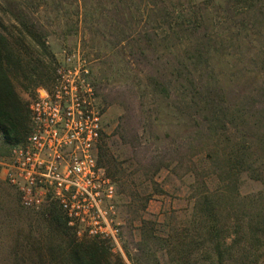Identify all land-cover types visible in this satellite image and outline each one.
I'll return each instance as SVG.
<instances>
[{"label": "rangeland", "instance_id": "rangeland-1", "mask_svg": "<svg viewBox=\"0 0 264 264\" xmlns=\"http://www.w3.org/2000/svg\"><path fill=\"white\" fill-rule=\"evenodd\" d=\"M15 1L0 0V32L12 40L22 39ZM44 1L24 15L47 32L56 67L79 55L101 112L95 154L119 233L107 243L112 263L174 264L180 237L202 235L200 196L223 223L247 218L245 204L264 200V0ZM177 14L191 25L178 28ZM21 44L48 63L29 39ZM13 84L28 103L34 89ZM204 107L228 116L213 122ZM12 149L0 136V168ZM43 213L23 209L0 175V264H50L61 241ZM145 243L150 253L139 255Z\"/></svg>", "mask_w": 264, "mask_h": 264}, {"label": "built area", "instance_id": "built-area-1", "mask_svg": "<svg viewBox=\"0 0 264 264\" xmlns=\"http://www.w3.org/2000/svg\"><path fill=\"white\" fill-rule=\"evenodd\" d=\"M89 71L79 55L66 56L54 85L37 88L28 101L30 133L13 147L0 175L20 206L41 211L55 202L79 238L117 245L118 229L109 214L113 185L98 167L101 112Z\"/></svg>", "mask_w": 264, "mask_h": 264}, {"label": "trees", "instance_id": "trees-1", "mask_svg": "<svg viewBox=\"0 0 264 264\" xmlns=\"http://www.w3.org/2000/svg\"><path fill=\"white\" fill-rule=\"evenodd\" d=\"M33 1L35 0H16V6L19 5L20 9L14 17L19 27V36L29 39L40 55L48 59V63H43L27 52V48L21 44L22 39L12 40L0 32V136L6 148L24 143L30 133L28 103L17 93L13 80L19 81L24 90L31 88L34 91L40 87L49 88L47 84L51 87L55 81L56 63L46 45L47 32L36 19L29 14L24 15V6L29 5L28 8H31ZM57 1L59 0H52ZM44 2L38 0V6L45 4ZM177 15L183 21L178 28L185 24L191 25L189 21L185 22L183 14ZM206 98L209 102L210 97ZM210 103L213 104L214 101ZM202 110L211 116L213 122L228 116L227 111L218 107H204ZM241 158L240 166L250 160L248 155ZM248 204H245L248 209L244 208L250 212L247 218L223 223L216 214L214 201L209 196L198 197L195 211L199 214L197 228L202 235L191 241L180 237L178 247L173 250L174 264H253L255 259L264 257V200ZM248 206L255 209V212L252 213ZM43 215L53 234L58 235L61 241L58 249L49 248L47 252L50 264H113L108 242L97 238L77 237L55 202L44 207ZM147 234L150 240L154 238L153 230L147 231ZM185 243H191V246ZM170 246L168 243L169 248ZM142 247L148 246L145 243L138 247L139 255L150 253Z\"/></svg>", "mask_w": 264, "mask_h": 264}]
</instances>
